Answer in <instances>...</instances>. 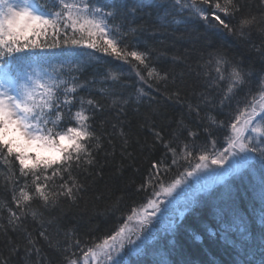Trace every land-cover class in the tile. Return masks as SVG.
Segmentation results:
<instances>
[{
    "label": "snow or ice",
    "instance_id": "1",
    "mask_svg": "<svg viewBox=\"0 0 264 264\" xmlns=\"http://www.w3.org/2000/svg\"><path fill=\"white\" fill-rule=\"evenodd\" d=\"M150 10L157 12L155 24H149ZM193 19L202 22L204 32L186 31L179 38L191 45L203 41L212 49L197 63L199 71L191 65L179 73L160 70L152 62L156 49L130 42L149 28L155 35L175 25L176 32ZM224 33L244 42L264 65V0H0V161L9 166L0 175L11 193L10 202L0 200V264H127L125 256L147 255L152 247L174 250L185 214L197 209L209 210L215 223L207 229L211 238L243 250L251 232L242 207L247 189L242 193L234 182L257 175L259 264H264V67L257 73L243 57H230L216 46L213 38ZM253 33L259 44L252 41ZM95 53L128 65L141 86L125 95L116 87L123 72L111 68L99 80L82 79L89 65L100 62ZM59 57L73 59L65 64ZM171 59L175 64L181 57ZM193 74L203 78L204 91L188 82ZM222 84L216 100L210 90ZM158 96L180 105L178 117L162 109ZM214 128L227 129L221 149ZM201 134L206 142L198 146ZM116 137L118 171L133 159L129 148L163 152L150 161L148 177L137 188L146 203L131 207L104 235L89 232L82 241L75 228L62 229L64 206L79 208L90 187L85 181L103 179L97 157L103 152L107 163V157L116 156ZM169 153L171 165H165ZM10 158L18 161L19 176ZM173 166L177 175L165 183L161 168L167 175ZM118 210L119 200L98 214ZM190 234L203 241L195 230ZM154 264L169 261L160 256Z\"/></svg>",
    "mask_w": 264,
    "mask_h": 264
},
{
    "label": "trees",
    "instance_id": "2",
    "mask_svg": "<svg viewBox=\"0 0 264 264\" xmlns=\"http://www.w3.org/2000/svg\"><path fill=\"white\" fill-rule=\"evenodd\" d=\"M150 11L152 19L149 21V24H155L157 23V12L155 10ZM160 11L162 12L163 9ZM145 19H147V17ZM137 23H140V21H137ZM201 23L202 22L193 19L188 22L186 28L184 25H181L179 31L174 32L176 26L173 25L166 33H157L155 35L153 34L152 29L149 28L148 31L138 33L136 39L130 38V42H138L141 48L147 44L156 49L152 62L160 70H170L179 73L185 71L187 65H191L192 69L199 71L196 67L197 63H202L203 59L207 58V53L212 51V49L207 48L203 41L191 45L186 40L180 39L179 37L186 31L199 32L202 34L204 29L200 26ZM233 23H235V21H233ZM213 39L215 45L222 46L230 57H243L245 66L247 67L251 64L252 69L255 72L259 73L260 69L264 67L257 54L237 38L224 33ZM251 39L256 44L260 43V37L255 33H253ZM161 41L163 43H161ZM186 49L187 52L185 51ZM82 51L91 50L86 49ZM161 52H164L165 55L161 56ZM48 54L51 58H54V61L57 59V57L52 56L51 53ZM95 55L100 57V62L98 64L93 62L89 65L84 71L82 79H92L93 77H96L99 80L107 69L111 68L123 72L124 75L121 85H117L116 87L118 90L122 88L125 95L132 94L136 87L141 86L137 81L135 73L130 70L128 65L115 61L111 57L104 56L101 53H95ZM173 55L181 57V60L174 64L171 59ZM65 71H67V69H65ZM213 75L215 74L213 73ZM187 80L196 88L197 92L204 91L203 78L197 80L196 76L193 74L187 76ZM125 84L128 86L123 87ZM99 86L100 85L97 84V87ZM224 86L225 85L222 84L219 88L211 89L210 95L218 100L222 94ZM81 94L84 93L82 92ZM97 98L99 97L97 96ZM157 98L160 100L162 109L166 110L171 117H178L182 111L180 105L171 101H166L162 96H158ZM242 98V93L237 96V99ZM108 102L110 103V101ZM234 107L235 101H233V108ZM73 111H75V108ZM205 111H207V109H205ZM228 111L229 109H225V112ZM128 112V118L131 119L132 109L129 108ZM217 112L218 110H214L213 115H217ZM109 118L112 119V117ZM217 118L221 120L226 119L223 115H219ZM113 122H115V120H113ZM173 127H175V125H173ZM109 131H111L110 128ZM226 133L227 129H213V138L216 140L217 149H221L225 146L224 136ZM149 142L151 141L149 140ZM205 142L206 137L201 134L195 143L199 146L203 145ZM115 146L116 156L107 157V163H105L103 152L97 157L99 162L98 166L104 165L103 179L97 177L95 178L94 183L91 179L85 181L90 187L88 188V191L84 193V199L80 201L79 208L70 204L64 206V214L60 220L62 229L67 230L75 228L82 241L88 236L89 232L96 236L104 235L117 225V218H120L122 221L131 207L146 203L145 194L143 192H138L137 188L141 183L145 182L148 177L150 161L161 157L163 152V149L158 148L154 153L145 151L141 154L138 147L135 151H133V148H129V152H133V159L123 161V166L121 170L118 171L117 166L120 165V141L118 137L115 138ZM105 147L107 150L111 151V146L107 145L106 142ZM10 159L13 160L11 167H13L17 176H19L18 161H15L14 158ZM194 162L195 161H193V164ZM181 164L184 165V162L181 161ZM165 165H171L170 153L165 160ZM8 167V165H4L3 162L0 161V173H7ZM184 167H186V165H184ZM184 167H179V171L184 170ZM48 174H51V170H49ZM160 174L165 183H168L171 179L176 177L177 167L173 166L172 172L167 175L164 174L162 167ZM80 179L83 180L82 175L80 176ZM30 182L29 177V183ZM5 183L3 175H0V200H7L10 202L11 193L4 187ZM234 183L239 186L242 193L247 189V194L243 198L242 207L246 210L247 219L250 221L251 232L246 247L243 250L229 249L221 244L218 237L215 239L211 238L207 233V229H214L215 223L209 215V210L197 209L195 212L185 214L182 226L175 237L176 246L174 250L170 251L168 248L164 247H152L147 255L137 256L129 254L125 256L127 264H154L160 256L167 259L169 264H245V261L249 259L251 260V264H259L262 254L260 241V233L262 229L259 223L261 206L254 189V185L258 183V175L256 177L246 176L242 181H235ZM97 195L102 196V199L97 200ZM117 200H119V210L116 211L114 215L98 214L99 211H102L105 207ZM85 208L87 211H82ZM4 215L7 216V213L5 212ZM35 227L36 226L32 224L31 219L29 218V229L33 231L34 235ZM190 230H195L197 233L201 234L203 236V241H194L191 237ZM3 239L4 237L0 235V241ZM60 239L62 240L63 237L61 236ZM52 255L55 256L54 253H52ZM77 255H79V253Z\"/></svg>",
    "mask_w": 264,
    "mask_h": 264
},
{
    "label": "rangeland",
    "instance_id": "3",
    "mask_svg": "<svg viewBox=\"0 0 264 264\" xmlns=\"http://www.w3.org/2000/svg\"><path fill=\"white\" fill-rule=\"evenodd\" d=\"M225 146H226V144H225ZM225 146H224V147H225ZM35 151H36L35 149H32V150H31V152H34V153H35ZM41 154H42V155H47V154H49V153H47V152H43V151H42ZM195 162H196V161H195ZM195 162H194V163H195ZM182 171H184V170H182ZM182 171H181V172H182ZM204 182H205V181H201V183H204ZM162 198H163V197H162Z\"/></svg>",
    "mask_w": 264,
    "mask_h": 264
}]
</instances>
